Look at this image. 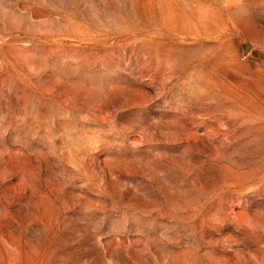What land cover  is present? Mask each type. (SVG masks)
<instances>
[{"label":"rangeland","instance_id":"rangeland-1","mask_svg":"<svg viewBox=\"0 0 264 264\" xmlns=\"http://www.w3.org/2000/svg\"><path fill=\"white\" fill-rule=\"evenodd\" d=\"M0 264H264V0H0Z\"/></svg>","mask_w":264,"mask_h":264}]
</instances>
